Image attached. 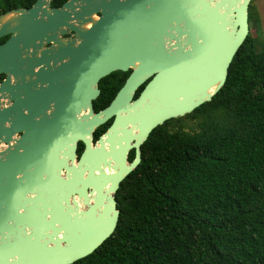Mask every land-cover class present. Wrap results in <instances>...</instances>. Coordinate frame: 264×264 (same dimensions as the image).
Segmentation results:
<instances>
[{"label": "water", "instance_id": "obj_1", "mask_svg": "<svg viewBox=\"0 0 264 264\" xmlns=\"http://www.w3.org/2000/svg\"><path fill=\"white\" fill-rule=\"evenodd\" d=\"M251 1L36 0L0 15V264H74L113 234L115 196L142 145L221 90L250 33ZM129 68L95 113L99 81ZM34 212L43 222L27 225Z\"/></svg>", "mask_w": 264, "mask_h": 264}, {"label": "trees", "instance_id": "obj_2", "mask_svg": "<svg viewBox=\"0 0 264 264\" xmlns=\"http://www.w3.org/2000/svg\"><path fill=\"white\" fill-rule=\"evenodd\" d=\"M35 1L0 0V15ZM252 1L250 31L260 28ZM258 39L249 33L210 102L151 132L139 166L116 193L115 231L74 264H264V44L257 52ZM109 88L93 102L96 111L111 102L116 91L110 95ZM109 125L96 130L95 140Z\"/></svg>", "mask_w": 264, "mask_h": 264}, {"label": "flooded vegetation", "instance_id": "obj_3", "mask_svg": "<svg viewBox=\"0 0 264 264\" xmlns=\"http://www.w3.org/2000/svg\"><path fill=\"white\" fill-rule=\"evenodd\" d=\"M68 1V0H67ZM66 1V2H67ZM66 2H64V3H66ZM64 3H62L60 6H57V7H55V6H52L53 8H58V7H61ZM98 17V16H97ZM62 38L63 39H66V40H73V39H75L76 38V35H75V33H73V32H68V34H66V35H64V36H62ZM51 46L49 45V44H47V45H44L43 46V50H47V49H49ZM44 58H46V57H44ZM44 62H47L46 60H44L43 61V63ZM65 61H62V63H64ZM132 69L131 68H129L127 71H115V72H111L109 75H107L106 77H104V78H102L100 81H99V83H98V89H99V92L101 93V88L102 87H104V86H107V87H110L109 88V94L111 95L114 91H116L115 92V94H114V96H113V98H112V100L114 99V97L116 96V94L118 93V91L123 87V85L125 84V82H126V80L128 79V77L130 76V74L132 73ZM1 76H3V79L0 81V83L5 79V76L4 75H1ZM106 78H109V80L108 81H106L105 79ZM148 81H146L143 85H141L137 90H136V92H135V94H134V97H133V99H136L139 95H140V93L142 92V90L144 89V87H145V85H146V83H147ZM119 87V88H118ZM100 93H99V95H100ZM99 97V96H98ZM111 100V101H112ZM94 102V101H93ZM110 104V103H109ZM108 104V105H109ZM92 106H93V110H94V112L95 113H97V112H99V111H101V110H99V111H96V107L93 105V103H92ZM187 115H185V116H183V117H179V118H185ZM179 118H176V119H179ZM176 119H171V120H176ZM171 120H168V121H166V122H164V124L165 123H168V122H170ZM110 122V125H111V123H112V119L111 120H109L107 123H109ZM190 121L189 120H184V123H186V125L189 127L190 125L188 124ZM106 123V124H107ZM105 124V125H106ZM163 124V125H164ZM109 125V126H110ZM104 126V125H103ZM108 126V127H109ZM162 126V125H161ZM107 127V128H108ZM100 128V127H99ZM107 130V129H106ZM94 140H95V134H94ZM80 148L82 149L81 150V152L83 151V149H84V146L82 145V144H79L78 145V155H80L81 154V152H79V150H80ZM134 157H135V151L134 150H132V151H130V153H129V155H128V161L129 162H131L133 159H134Z\"/></svg>", "mask_w": 264, "mask_h": 264}, {"label": "rangeland", "instance_id": "obj_4", "mask_svg": "<svg viewBox=\"0 0 264 264\" xmlns=\"http://www.w3.org/2000/svg\"><path fill=\"white\" fill-rule=\"evenodd\" d=\"M252 5L254 10L257 12L259 20H260V28L258 30H255L254 28L251 29L250 34L253 37H257L258 35L261 36V39H258L257 44H256V51L260 52L262 44H264V0H253L252 1ZM189 125H193L191 122L188 123ZM43 222V214H41L39 216V214H37L36 212H34L33 214L29 215V218L27 219V225H40V223ZM19 247V246H18ZM18 247L16 249H18ZM43 247L40 249V251L42 252V256H43ZM13 249H7L6 250V256H9L10 254L14 253L11 252ZM21 251L24 252L25 255L32 254V250L26 248H21ZM34 256L31 255L30 258L32 260H36L35 258H33ZM43 260V259H42Z\"/></svg>", "mask_w": 264, "mask_h": 264}]
</instances>
